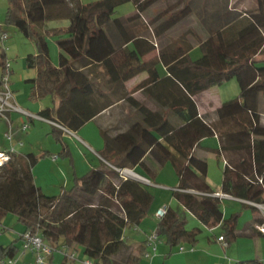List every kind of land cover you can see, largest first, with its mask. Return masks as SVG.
Listing matches in <instances>:
<instances>
[{
  "label": "trees",
  "instance_id": "16d2710c",
  "mask_svg": "<svg viewBox=\"0 0 264 264\" xmlns=\"http://www.w3.org/2000/svg\"><path fill=\"white\" fill-rule=\"evenodd\" d=\"M6 1L5 22L33 38L36 45V54L25 57L26 67L36 68V75L25 80L31 83L30 96L50 94L53 98V106L40 109L38 115L76 131L111 104L99 83L118 92L141 72L147 77L136 88L159 108L152 110L122 92L139 121H132L113 136L104 132L101 156L110 165L75 177L70 188L58 196L44 194L34 183L32 167L37 158L33 153L11 152L8 161L0 165V221L11 212L24 224V230L38 231L47 243L69 248L81 243L82 255L94 264H139L149 246L147 240L133 252L123 232L141 221L153 195L148 185L123 176L118 169L144 168L149 155L159 165L172 162L178 177L172 195L187 211L168 206L158 219L157 231L169 247L196 241L200 228H185L188 212L204 225L221 223L224 237L232 241L237 216L223 219L221 199L203 194L214 191L194 168L204 169V162L191 157V151L202 138L216 133L218 155L227 160L221 192L264 202V129L255 131L261 127L258 99L264 92V58L256 57L264 52V0H255L250 10L240 9L230 0H175L152 16L145 12L158 0H93L84 4L78 0ZM67 2H74V7H66ZM126 2L133 3L134 12L115 18V8ZM193 14L194 26L190 22ZM62 17L69 23L53 30L60 50L56 66L49 59L44 36L34 26ZM183 25L188 27L186 32L170 45L167 35ZM188 34L191 39L185 37ZM195 40L201 54L192 59L189 51ZM156 47L158 58L143 61ZM159 61L166 65L163 76L156 68ZM6 62L3 50L1 74L6 72ZM77 65L88 66L93 73L97 69L99 82ZM230 78L236 79L239 92L224 105L240 104L243 110L213 121L201 118L192 96ZM162 108H169L179 123L171 121ZM51 128L59 140L60 129ZM255 220L260 223L263 218L260 215ZM19 241V247L16 241L0 245V260L17 254Z\"/></svg>",
  "mask_w": 264,
  "mask_h": 264
},
{
  "label": "crops",
  "instance_id": "0c3cea01",
  "mask_svg": "<svg viewBox=\"0 0 264 264\" xmlns=\"http://www.w3.org/2000/svg\"><path fill=\"white\" fill-rule=\"evenodd\" d=\"M161 9L154 11L149 8L145 12V15L152 16L156 12H159ZM133 12H130L127 15L132 14ZM180 27L181 26L176 27L170 33V35H167V37L171 41L170 45L173 44V41L176 38L181 37L182 34H184L188 28L187 26H185L186 28H184V32H183V29H181L179 33V30L177 28L180 29ZM182 27H184V25ZM127 28L129 29L131 28V26L128 25ZM123 37L126 43L131 42L128 36L123 34ZM185 37L186 38L188 37L189 39H191L192 36L188 34ZM194 47H198V43L196 40L193 42L192 48ZM192 48L189 51V55L191 54ZM158 54L159 52L156 47L149 53L145 54L142 57V60L148 61L151 59L158 58ZM58 56H59V53H58ZM192 59H195V58H192ZM93 62H99V60H93ZM76 67H78L79 70L83 71L85 74L87 73L86 69L87 68L89 69L88 66H82V65H77ZM156 68H157L158 73L161 76L167 73L166 65L163 64L161 61L157 63ZM86 75L90 76L89 73H87ZM92 75L94 76V80L96 81V83H98L99 78L96 76H101L99 71L97 69H94V73H92ZM33 77H28V78H33ZM146 77H147L146 72H141L135 75L134 77L127 80L123 84V86L119 88L120 92L110 91L108 90L107 87L103 86L102 84L100 83L98 84L101 90L107 93L108 97L111 100V104L107 106L105 109H103L102 111H100L93 119L87 121L78 130L72 131L73 133L69 132L70 134L76 136V137L73 136L74 140L73 139L70 140L63 133V131L60 130L61 131L60 139L59 140H56L55 138L54 139L57 142H60L62 146L60 147L58 151V154H59L58 158L54 160L55 166L53 165L52 167V169L54 168L53 170L57 172L58 179L57 177L55 178L54 174L52 173L53 171L51 169V171H48L47 174L44 175L45 176L44 181H40V174H43V173L36 170V168L33 169L36 163L32 167L33 181L40 188L41 192L48 195V193L46 192L50 190V187H53L56 185L58 187V184H61L60 187L64 188L60 190L59 193H61L63 190H67L68 186L72 185L73 179L75 177L85 174L90 169L103 168L105 165H110L101 156V152L103 150V145H104V138H103L104 132H106V134H108L109 136H113L115 135L116 132L126 130L130 126V123L132 121H139V117L134 113V111L132 110L128 102L122 98L123 95L121 93L122 92L127 93L129 96L133 97L134 99L146 104L147 107H149L152 110L159 108L156 106L155 103L150 101L145 96V94L143 93V91H141V89L136 88V86ZM213 87L214 86L208 89H205L204 91L192 96L193 100L196 103L198 115L201 118L207 121H213L217 117H222V116L229 115L232 113H237L243 110L240 104L225 106L224 102L228 101L229 99L221 100L218 97L214 96V93L211 92ZM215 97L217 98L216 102H214L213 100V98ZM258 102H259V99H258ZM120 103H123L124 105H126L124 114L120 112V110L115 111L117 108V105ZM128 110H130V112H128ZM162 110L168 113V117L171 119V121H173L174 123H179V120L176 118V116L173 113H171L169 108H162ZM219 110H225L224 114L219 112ZM258 111L261 112L259 109V103H258ZM35 114H38V112ZM16 119H18V122L20 124L25 118L21 116L20 117L17 116ZM12 123H13V120H12ZM12 123H11V128H12ZM86 125L91 126L93 128V132L90 131L88 132V134L87 132H83L84 131L83 129ZM259 125L261 127L255 128V131H259L262 128L264 129V125L261 123V117L259 120ZM17 129H18L17 126L13 127L12 129L13 134H14L13 136H16L18 134ZM78 133H81L83 137L78 135ZM209 138H213V139H209ZM77 140H79L81 143L87 146L93 152L94 155L88 154L87 152H85L82 149L80 142ZM219 144H220V141H219L217 134L210 133L208 136L202 138L193 147L191 151V157H193L196 160H201L204 162V169H200L199 166H195L194 168L196 169L198 174L203 177V180L209 187L210 185L207 183L206 178H205L207 174V162H206V157L205 155H203V153L205 151L210 150L216 155V157L219 160L221 159L222 164H223L221 168V179H222V171L227 163V160H226V157H224L223 155L221 156L218 155L217 150L219 148ZM13 146L14 148H16L15 144L11 143V139L2 140L0 142V149H8ZM76 147L80 149L81 153L80 151L76 152ZM29 152L33 153L32 151H26V152L19 151V153H23V154L29 153ZM173 155L177 159H179L180 157L176 152H173ZM59 157L61 158L59 159ZM144 163H145L144 168H142L140 165H136L133 168H131L132 171L137 175V176H132L131 178L136 179L139 182L146 184L148 186L157 185V186H164L165 188L166 185L164 184L170 183V181L163 183L165 179L162 181H158L159 175L165 172L166 170L170 169L168 168V161L159 165L154 158L147 155L144 159ZM170 171L172 172V169ZM124 172H126V170H124ZM138 176L147 177L150 183L149 184L144 183L141 179H139ZM177 185H178V177H177L176 185L171 189V195H172V191L177 187ZM212 190L214 192H219L221 194L222 193L221 192V181L217 185L216 189H212ZM154 197L155 195H153V198ZM224 198L229 199V201L231 202L228 205H226L228 208L226 209V213L228 210L229 215H226V213L223 214V219H228L234 214H236L237 216L236 226L234 230L235 236H234V239H232V241L228 242L227 246L223 247L222 243L218 241L217 239L218 236L220 235L224 236V230H223L221 223H217L216 225H204L195 217L198 222L197 223L198 225H195V227L200 228V232L196 236V241L193 244L188 243V242H182L179 245H176L174 247H169V245L165 241V238L162 236L163 238L162 240L161 235L158 232V240L155 242V250L153 251V254H152L151 247L146 246V250H147L146 252L150 251L151 256L147 257L145 256V253H144L139 264H250L249 261L251 260L260 262L257 264H264V235L260 234L255 228V224L258 223V221H256L255 219L260 218L259 211L256 208H253L252 206H250V204L246 203L242 199H239L233 196L231 197L226 196ZM159 207L160 205L156 206L155 198H154L152 204L150 205L148 212L144 215L141 221L135 226H129L125 228L123 232L124 240L128 244L131 245L133 252H136V247L140 243H143L147 240V236L152 230L154 229L157 230L158 218L155 217L154 212ZM179 208L183 210L182 206H180ZM177 210H180V209H177ZM187 214H190V213L188 212ZM24 228L25 226L22 223L21 229H19L17 232L21 233L24 230ZM185 228L190 229V228H187L186 226ZM204 231H205V234H204ZM225 239L228 241L226 236H225ZM12 241H16V244L18 245V247L20 246L18 233L15 237L11 238L9 242L1 243L0 245L5 246ZM180 247L182 248L180 249ZM72 248L77 249V254L80 259L86 258L81 253V243L77 242V244ZM228 252H230V256L227 255ZM32 261H33V255L29 252H26L20 258L19 264H29ZM74 263L75 262L69 261L66 257H64V255L58 250L53 252V254L47 259V264H74Z\"/></svg>",
  "mask_w": 264,
  "mask_h": 264
},
{
  "label": "rangeland",
  "instance_id": "374dc122",
  "mask_svg": "<svg viewBox=\"0 0 264 264\" xmlns=\"http://www.w3.org/2000/svg\"><path fill=\"white\" fill-rule=\"evenodd\" d=\"M45 3L52 2L53 0H43ZM93 0H78L79 3L84 4L87 2H90ZM175 0H158L154 5L150 7L151 10H158L161 8L166 7L170 3L174 2ZM188 0H180V2H187ZM232 4H235L240 9H246L250 10L255 7V0H230ZM68 8L74 7L75 3H69L67 2ZM65 6V5H64ZM7 7V1L6 0H0V29L1 31H5L7 33V38L4 40L3 45L5 47L6 51V59L9 62V87L10 90L13 91V99H10L11 102L16 103L24 110L30 112V113H37L41 108H44L46 106H53V98L50 94H46L41 97L37 96H30V82H26L25 80L28 77H33L36 75V68H28L25 65V57L28 54H36V45L33 40V38L26 37L25 35L20 32L15 25L12 23H6L5 22V11ZM135 10L134 5L132 2H126L122 5H119L115 8L114 16L115 18L120 17L121 19L124 18L125 15H127L130 12H133ZM195 14L190 18V22H192L193 26L195 25ZM68 19L67 18H56V19H49L44 21L43 23L39 25H35L34 27L37 29V31H41L42 35L44 36L47 45H48V53L50 60L53 64L58 63V53L59 48L56 43V36L53 34L54 29H60L64 28L68 25ZM184 27L177 28L179 30V33L181 29ZM177 35V34H176ZM1 45V41H0ZM196 48V49H195ZM201 54V51L199 47H194L191 50L190 56L192 58H196ZM257 58H264V52L260 53ZM87 73L94 79V76L92 75L93 72H91L90 69H86ZM86 73V74H87ZM0 76H1V67H0ZM98 82V81H97ZM212 87V86H211ZM210 88V87H209ZM214 93V96L218 97L221 100H227L233 97H236L239 92L238 83L235 78H230L229 80H226L222 82L221 84L214 85L212 91ZM213 98L214 102H216L217 98ZM259 109H260V117H261V123L264 125V92H262L259 95ZM126 109V105L123 103H120L117 105V108L115 111L120 110L124 114V111ZM222 112L223 110H219V112ZM228 111V110H227ZM130 112V110H128ZM7 116L13 120L12 128L18 127V134L16 136H13V130L11 131L8 125L7 120L4 117L0 118V142L2 140H7L5 138L6 133L11 134V143L15 144V151L19 153V151H32L34 155L37 158V162L35 166L36 170L40 171L43 174H40V181H44L45 176L48 171H51L53 165L55 166V161L52 159V155H56L58 158V151L62 144L60 142H57L54 139L53 133L51 132V126L52 124L48 121H45L40 118H32V121L29 123V126L27 128V131H22L21 126L18 122V119L16 117H24V120H29L25 114H22L17 111H12L7 113ZM15 118V119H14ZM15 130V129H14ZM83 132H93V128L91 126H85ZM63 133L70 139H73V136L68 131H63ZM81 137V133H78ZM76 137V136H75ZM213 139V138H209ZM74 140V139H73ZM79 141V140H77ZM80 142V141H79ZM82 149L87 152L88 154H93V152L85 146L83 143H81ZM11 148V147H10ZM80 151L79 148L76 147V152ZM81 153V151H80ZM44 154V155H43ZM77 155V154H76ZM206 157L207 162V174H206V181L210 185L211 189H216L217 185L221 181V168L223 166L221 159L219 160L216 155L212 151H205L203 153ZM56 158V159H57ZM61 157H59L60 159ZM55 159V160H56ZM168 170L161 173L159 175V180L170 183H165L164 186H157L152 185L148 186L150 191L155 195V204L162 206H170L175 209L179 208L181 205L178 203V201L171 195V189L176 185L177 183V175L175 172V169L172 165V162L168 160ZM54 169V168H53ZM52 169V173L54 174L55 178L58 176L57 172ZM172 169V172L170 171ZM132 171V170H130ZM128 170V172H130ZM130 174L131 176H135L136 174L132 171ZM34 174V172H33ZM129 174V173H128ZM137 176V175H136ZM58 179V177H57ZM147 183V182H144ZM149 184V182L147 183ZM61 184H58L56 186L50 187V190L47 191L48 195H57L59 194L61 189H64L60 187ZM70 186L67 187L69 189ZM153 198V199H154ZM231 201L226 198L221 199V207L223 214L226 213L227 206ZM184 211V210H183ZM185 212V211H184ZM186 213V212H185ZM226 215H229V212L227 210ZM187 223L186 227L191 228L195 225H198L197 219L193 217L190 214H187ZM22 223L18 221L17 216L14 213L7 212L0 221V244L9 242L11 238L15 237L19 229H21ZM205 234V231H204ZM162 238V236H161ZM163 240V238H162ZM228 250V249H227ZM153 254V251H152ZM228 256H230V252L227 253Z\"/></svg>",
  "mask_w": 264,
  "mask_h": 264
},
{
  "label": "built area",
  "instance_id": "2783aa9c",
  "mask_svg": "<svg viewBox=\"0 0 264 264\" xmlns=\"http://www.w3.org/2000/svg\"><path fill=\"white\" fill-rule=\"evenodd\" d=\"M7 38V33L5 31H1L0 32V41H1V45H0V52L3 50H6L3 43L4 40ZM9 62H6V72L1 74L0 76V116L4 117L9 125V128H11V123L12 120L7 116V113L12 112V111H17L20 112L22 114H25L27 116V118H40L43 119L45 121H48L49 123H51L53 126H55L56 128L60 129L61 131H68L73 133L71 130H69L68 128H66L65 126H63L62 124L56 122V121H52L49 119H46L44 117H41L38 114H33L30 113L26 110H24L23 108H21L19 105H17L14 102H11L10 99H13V92L12 90H10L9 87ZM29 120H23L20 123L21 126V130L22 131H27V128L29 126ZM11 130V129H10ZM5 138L10 139L11 138V134L10 133H6ZM15 151L13 147L8 148V149H0V165L5 163L6 161H8L9 157H10V153ZM57 158L56 155H52V159L55 160ZM124 170H131V169H127V168H121L118 169V171L125 176L130 175L126 172H124ZM132 172V171H131ZM127 177V176H125ZM143 182H149V179L138 176ZM150 183V182H149ZM205 195H212V196H217L218 198L222 199L226 196L231 197L228 194H224V193H219V192H213V193H203ZM246 203L254 206L260 213L261 217L263 218V221L260 223L255 224V228L262 234H264V202H252V201H248V200H243ZM167 207L168 206H162L156 209V211L154 212V215L156 218L160 219L162 218L167 211ZM18 237L21 240V247L19 252L12 256V257H4L0 260V264H19V260L22 257V255L26 252H29L33 255V261L29 264H47V259L53 254V252L55 251H60L64 257H66L69 261H73L75 262L74 264H94L93 260L90 258H83L80 259L78 257L77 254V249L76 248H69L67 247L65 244H61L59 247L55 246L51 243H47L42 235L38 232V231H33L31 229H25L23 230L21 233L18 234ZM218 241H220L222 243V246L225 247L228 244V241L225 239V237L223 235L218 236ZM158 240V231L156 229L152 230L149 235L147 236V243L148 245L151 247L152 251L155 250V242ZM182 247H180L181 249ZM145 256L149 257L151 256V252L148 251L145 253Z\"/></svg>",
  "mask_w": 264,
  "mask_h": 264
},
{
  "label": "bare ground",
  "instance_id": "6f19581e",
  "mask_svg": "<svg viewBox=\"0 0 264 264\" xmlns=\"http://www.w3.org/2000/svg\"><path fill=\"white\" fill-rule=\"evenodd\" d=\"M126 173H129V174H131V171H130V172H128V170H126Z\"/></svg>",
  "mask_w": 264,
  "mask_h": 264
},
{
  "label": "water",
  "instance_id": "95a60500",
  "mask_svg": "<svg viewBox=\"0 0 264 264\" xmlns=\"http://www.w3.org/2000/svg\"><path fill=\"white\" fill-rule=\"evenodd\" d=\"M125 176L132 177V176H130V175H127V174H126Z\"/></svg>",
  "mask_w": 264,
  "mask_h": 264
},
{
  "label": "clouds",
  "instance_id": "9594fccd",
  "mask_svg": "<svg viewBox=\"0 0 264 264\" xmlns=\"http://www.w3.org/2000/svg\"><path fill=\"white\" fill-rule=\"evenodd\" d=\"M127 169H129V168H127ZM132 170V169H131ZM131 176V175H130ZM136 176V175H135ZM128 177V176H127ZM140 179V178H139ZM225 194V193H224Z\"/></svg>",
  "mask_w": 264,
  "mask_h": 264
}]
</instances>
